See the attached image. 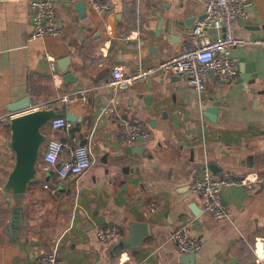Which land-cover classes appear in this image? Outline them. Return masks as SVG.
I'll return each mask as SVG.
<instances>
[{"label": "crops", "instance_id": "obj_1", "mask_svg": "<svg viewBox=\"0 0 264 264\" xmlns=\"http://www.w3.org/2000/svg\"><path fill=\"white\" fill-rule=\"evenodd\" d=\"M81 1L55 0L62 35L30 40L32 0H0V264H41L43 254L53 250L64 264H264V184L254 183L264 179V48L234 49L237 82L210 73L202 95L170 72L115 92L109 86L115 68L133 72L190 45L204 0H102L112 12L101 16L86 5L85 18L77 6ZM235 31L246 40L264 38V0H253ZM47 57L53 58L55 73ZM63 67L76 83L65 81ZM111 105L149 129L151 140L128 144L118 120L102 115ZM208 107L218 108L216 122L204 115ZM43 109L79 117L68 131H52L49 124L44 132L48 141L74 145L87 144L92 136L95 162L83 177L61 181L58 166H44L47 142L22 228L13 234L14 199L4 189L15 164L10 120ZM206 166L215 176L227 174L240 183L222 193L229 219L205 213L192 192ZM144 224L148 235L135 251L133 242L125 241ZM186 225L202 244L196 253L182 252L171 239ZM106 227L119 229L110 243L96 234Z\"/></svg>", "mask_w": 264, "mask_h": 264}, {"label": "built area", "instance_id": "obj_2", "mask_svg": "<svg viewBox=\"0 0 264 264\" xmlns=\"http://www.w3.org/2000/svg\"><path fill=\"white\" fill-rule=\"evenodd\" d=\"M86 5L95 13L107 17L112 12L110 4H104L102 0H84ZM205 11L199 18L191 33L190 45L183 48L177 55L165 59L158 64L149 67H141L133 72H125L122 68H115L109 81V86L115 91H127L132 87L147 82L160 72H170L175 76L187 80L199 95L206 91V78L214 73L217 78L225 83H236L239 77V60L233 54L234 49L248 45H256L264 48V38L246 40L236 35V22L246 19L249 10L253 8V0H204ZM33 31L30 40L43 39L48 36L60 37L62 30L58 27L55 0H32ZM219 35L212 38L211 33ZM51 64L52 72H56V65L51 57H47ZM102 115L114 116L119 123L121 132L128 144L139 141L149 142L152 133L142 124L127 119L113 105L102 110ZM4 119V118H2ZM52 131L70 130L72 123L65 117H59L50 122ZM47 152L43 157L44 166H58L59 180L65 181L70 177L81 178L94 166L92 136L87 144L64 143L57 139H50L47 143ZM65 152L68 157L63 158ZM82 153V155L80 154ZM52 159H49V157ZM255 185L264 184V179L254 182ZM240 183L229 175L215 176L208 166L192 184V192L199 195L203 205V211L218 220L229 219L222 201L223 191L230 186ZM3 188L0 178V189ZM156 206H151L155 211ZM188 225L181 227L171 235L184 253L198 252L202 244L193 239L189 234ZM97 237L101 242L110 243L119 234L116 227H106L97 230ZM41 264H64L57 251H49L43 254ZM140 264H147L142 261Z\"/></svg>", "mask_w": 264, "mask_h": 264}, {"label": "water", "instance_id": "obj_3", "mask_svg": "<svg viewBox=\"0 0 264 264\" xmlns=\"http://www.w3.org/2000/svg\"><path fill=\"white\" fill-rule=\"evenodd\" d=\"M79 13L82 18L87 15V6L85 1H81L78 5ZM190 22L186 23V26ZM178 35L183 33L182 29H179ZM70 60H67L65 64H69ZM61 73L64 75L65 81L69 83H76L77 78L73 76L68 67L61 68ZM19 107H12L10 110L16 111ZM218 112L217 107L206 108L204 115L211 121L216 122V114ZM64 116L56 112L54 109H43L30 111L24 114L16 115L10 120L11 138L9 142L10 150L15 154V164L10 172L7 182L5 184V192L12 193L14 199V209L11 218V224L9 229L13 231V234L20 231L22 228V220L24 218V205L27 200L29 187L32 182L39 178L38 162L41 156L42 147L48 142V135L45 134L44 128L47 127L50 122L56 118ZM65 116L70 122H76L79 117L68 112ZM133 153L141 155L142 152L134 150ZM141 225V224H140ZM139 224H134V227ZM143 231L135 235L134 237L125 241V244L133 242V249L138 251L142 245L145 237L148 235V226L144 224ZM17 237V236H15ZM195 256V254H192Z\"/></svg>", "mask_w": 264, "mask_h": 264}, {"label": "clouds", "instance_id": "obj_4", "mask_svg": "<svg viewBox=\"0 0 264 264\" xmlns=\"http://www.w3.org/2000/svg\"><path fill=\"white\" fill-rule=\"evenodd\" d=\"M82 155V153H80ZM49 159H52V157L50 156Z\"/></svg>", "mask_w": 264, "mask_h": 264}, {"label": "rangeland", "instance_id": "obj_5", "mask_svg": "<svg viewBox=\"0 0 264 264\" xmlns=\"http://www.w3.org/2000/svg\"><path fill=\"white\" fill-rule=\"evenodd\" d=\"M46 145H44L43 147H42V149L45 147Z\"/></svg>", "mask_w": 264, "mask_h": 264}]
</instances>
